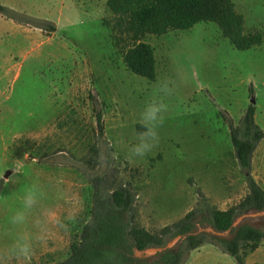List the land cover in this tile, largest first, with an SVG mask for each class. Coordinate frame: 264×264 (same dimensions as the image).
<instances>
[{"label":"rangeland","instance_id":"rangeland-1","mask_svg":"<svg viewBox=\"0 0 264 264\" xmlns=\"http://www.w3.org/2000/svg\"><path fill=\"white\" fill-rule=\"evenodd\" d=\"M107 2L0 0L32 21L22 29L0 21L5 32L0 36V264H20L11 250L24 235L33 251L23 264L68 258L88 219L89 174L103 177L109 188L130 187L136 193L135 222L152 233L184 218L202 199L227 210L248 193L226 119L239 124L253 103L264 131V0H233L245 33L263 36L249 50H237L212 22L147 35L143 41L154 49L155 81L125 66L129 39ZM165 85L171 96L159 90ZM153 98L168 105L159 143L130 161L127 152L138 142L135 134L146 131L139 120ZM96 111L103 116V137L96 132ZM96 142L100 158L92 170L85 160ZM251 174L264 189V139ZM29 192L36 200L31 208L24 203ZM19 213L25 220L14 223ZM242 223L262 228L264 211L238 217L234 227ZM211 229L198 225L194 234ZM222 234L232 237L230 231ZM183 240L172 239L168 250H178ZM216 248L218 255L194 264H239ZM153 249L135 250L134 257L151 260L158 254ZM196 250L184 264L193 263ZM244 264H264V240Z\"/></svg>","mask_w":264,"mask_h":264},{"label":"trees","instance_id":"trees-1","mask_svg":"<svg viewBox=\"0 0 264 264\" xmlns=\"http://www.w3.org/2000/svg\"><path fill=\"white\" fill-rule=\"evenodd\" d=\"M107 5L119 30L129 39L123 52L125 66L149 81L156 80L157 65L154 49L143 41L147 35L162 36L172 31L189 30L202 22H212L237 50H249L263 41L260 33H245L244 17L237 12L233 0H108ZM0 15L22 25L32 23L25 15L1 3ZM255 113L256 107L251 103L239 124L226 119L235 156L248 188L247 195L237 205L220 210L202 199L184 218L152 233L135 222L136 193L130 187L109 188L103 177L89 174L92 201L78 240L71 244L66 260L44 264H184L189 252L206 244L218 247L239 264H244L246 256L255 252L264 240V226L258 228L242 223L234 227L238 217L251 211H264V189L251 174L254 154L264 139ZM95 121L98 137H103L101 112L96 111ZM99 158L100 148L96 142L89 147V157L85 160L87 167L95 170ZM198 225L220 233L230 231L232 237L225 239L206 232L192 234ZM179 236L185 239L178 250H166L151 260L134 257L135 250L162 248Z\"/></svg>","mask_w":264,"mask_h":264},{"label":"clouds","instance_id":"clouds-1","mask_svg":"<svg viewBox=\"0 0 264 264\" xmlns=\"http://www.w3.org/2000/svg\"><path fill=\"white\" fill-rule=\"evenodd\" d=\"M159 90L165 92L168 96H171L173 93L166 85ZM167 108L168 105L163 100L157 102L155 98L145 104L139 123L146 131L135 134L138 142L129 148L126 156L127 159L131 161L134 158H143L159 143L158 129L164 123L163 113L167 111ZM24 203L26 207L31 208L36 203L34 194L29 192L25 197ZM67 219L70 222H74L75 217L69 216ZM17 220L22 223L25 220V215L19 213L18 218H13V222L15 223ZM57 226L65 231L69 230L68 224L62 221H57ZM39 239H43V237L41 236ZM32 251L31 238L24 235L13 246L11 254L15 256L20 264H23V262L31 259Z\"/></svg>","mask_w":264,"mask_h":264},{"label":"crops","instance_id":"crops-1","mask_svg":"<svg viewBox=\"0 0 264 264\" xmlns=\"http://www.w3.org/2000/svg\"><path fill=\"white\" fill-rule=\"evenodd\" d=\"M1 20H5L4 22H7V25H6V27H10V28H13V27H19L20 29H22L23 28V25L22 24H19V23H17V22H15V21H13V20H11V19H7V18H5V17H3V16H1L0 15V21ZM0 25H2V24H0ZM4 25H2V26H0V36H2L5 32H4V27H3ZM24 26H27V25H24ZM6 29V28H5ZM31 30V29H30ZM260 248V247H259ZM258 248V249H259ZM257 249V250H258ZM256 250V251H257ZM220 251L216 248V247H214V246H209V245H205V246H203L201 249L199 248V249H197L196 251H194L193 253H191V256H195L196 254V257H193V263H191V264H194V262H196V263H199V262H201L202 260L204 261V260H208V258L209 257H211V255H213V254H216V255H218V253H219ZM254 253V252H253Z\"/></svg>","mask_w":264,"mask_h":264},{"label":"water","instance_id":"water-1","mask_svg":"<svg viewBox=\"0 0 264 264\" xmlns=\"http://www.w3.org/2000/svg\"><path fill=\"white\" fill-rule=\"evenodd\" d=\"M234 225H235V224H234ZM210 232H211L212 234L218 236V237H222V236H224L222 233H220V232H216V231H214L213 229H211ZM192 234H194V233H192ZM178 238H180V239H185L184 236H179ZM168 247H169V245H167V246H165V247H162V248L153 249L152 251H153V252H157V253H162V252L168 250Z\"/></svg>","mask_w":264,"mask_h":264}]
</instances>
